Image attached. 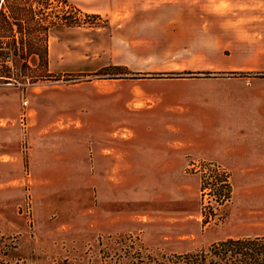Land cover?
Masks as SVG:
<instances>
[{"label": "rangeland", "instance_id": "obj_1", "mask_svg": "<svg viewBox=\"0 0 264 264\" xmlns=\"http://www.w3.org/2000/svg\"><path fill=\"white\" fill-rule=\"evenodd\" d=\"M66 2L5 7L35 28L16 42L0 28V48L46 47L47 64L36 54L0 64V264H151L224 237L264 235V205L247 209L264 190L222 191L204 179L212 159L171 149L214 140L207 107L182 95L193 86L186 77L264 69L214 71L200 64L207 60L135 53L125 26L112 38L111 15L52 23ZM171 61L187 64L163 66ZM173 89L180 95L168 99ZM154 147L169 152L155 156Z\"/></svg>", "mask_w": 264, "mask_h": 264}, {"label": "crops", "instance_id": "obj_2", "mask_svg": "<svg viewBox=\"0 0 264 264\" xmlns=\"http://www.w3.org/2000/svg\"><path fill=\"white\" fill-rule=\"evenodd\" d=\"M68 1L84 11L116 17L112 22V38L125 26L129 34L128 48L135 53L158 52L167 61L207 60L200 64L214 71L264 69V0ZM184 64L187 62L171 61L163 66ZM185 79L193 86L188 87L190 90L184 89L182 95L194 99L193 106L207 107V130L213 133L214 140L204 146L196 142L189 148L173 146V155L177 156L186 148L197 157L224 164L233 191L237 186L244 192L264 190V75L214 74ZM179 90L167 91V98L180 95ZM191 126L194 130L201 127L200 122L194 120ZM166 128L177 131L182 127L167 123ZM151 150L155 156L169 152L161 147ZM253 203H248L251 206L247 209L262 208L264 199Z\"/></svg>", "mask_w": 264, "mask_h": 264}, {"label": "trees", "instance_id": "obj_3", "mask_svg": "<svg viewBox=\"0 0 264 264\" xmlns=\"http://www.w3.org/2000/svg\"><path fill=\"white\" fill-rule=\"evenodd\" d=\"M66 3L69 5V11L61 16L57 15L52 23L61 22L64 25H80L85 23L86 20L82 15L87 16L89 13L71 2ZM2 4L4 5L0 8V28L9 31L14 42L17 40V33L21 36L18 38L22 39L24 32L35 28L33 24L31 25L28 22L29 17L27 15L23 14V16H20V14L15 15L14 12H7L5 10V7L8 6L7 0H3ZM28 9L34 14V8L31 4L28 5ZM90 15H98V13ZM12 54H18L24 60L28 56L36 54L44 65L47 64L46 47L41 50H35L34 48H25L24 46H21L19 49L16 46L13 49L7 46L6 51L0 48V64L9 60ZM224 187H227L228 192L231 191L230 184H221L222 191H224ZM151 264H264V235L224 237L200 249L172 252L166 255L164 260H153Z\"/></svg>", "mask_w": 264, "mask_h": 264}, {"label": "built area", "instance_id": "obj_4", "mask_svg": "<svg viewBox=\"0 0 264 264\" xmlns=\"http://www.w3.org/2000/svg\"><path fill=\"white\" fill-rule=\"evenodd\" d=\"M208 169L210 172H208ZM204 173H208V175H205L204 177V179L209 180L208 183H222L224 185L230 184L231 186L229 171L222 163L220 164L219 162L209 160L208 163L204 165ZM224 189H227V187H224Z\"/></svg>", "mask_w": 264, "mask_h": 264}]
</instances>
